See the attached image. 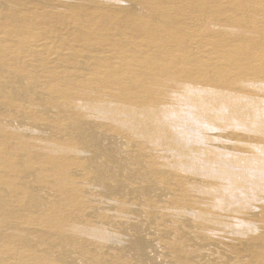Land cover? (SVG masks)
Segmentation results:
<instances>
[{"label":"bare ground","instance_id":"bare-ground-1","mask_svg":"<svg viewBox=\"0 0 264 264\" xmlns=\"http://www.w3.org/2000/svg\"><path fill=\"white\" fill-rule=\"evenodd\" d=\"M0 264H264V0H0Z\"/></svg>","mask_w":264,"mask_h":264}]
</instances>
